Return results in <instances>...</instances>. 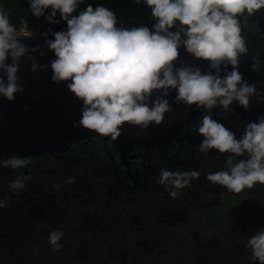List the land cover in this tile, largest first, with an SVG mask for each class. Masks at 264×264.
Wrapping results in <instances>:
<instances>
[{
	"label": "clouds",
	"instance_id": "1",
	"mask_svg": "<svg viewBox=\"0 0 264 264\" xmlns=\"http://www.w3.org/2000/svg\"><path fill=\"white\" fill-rule=\"evenodd\" d=\"M134 2L143 3L150 10L154 20L151 28L118 26L115 13L101 5L94 8L88 4L78 11L84 0H28L33 17L67 25L65 31L52 32L54 39H46V44L55 55L50 65L52 81H71L67 88L82 101L79 125L112 141L121 136L125 124L141 129L161 125L165 114L172 111L166 97L175 90L176 102L195 105L208 113L197 125L203 138L199 152L208 154L215 150L225 154L223 169L207 172L205 179L236 194L257 184L264 185V116L256 122L249 121L237 138L211 115L213 109L230 110L234 102L247 110L252 99L260 96L255 85L243 80L238 65L249 53L242 21L246 23L247 18L264 10V0ZM30 37L31 33L17 29L0 7V97L10 102L24 92L18 75L23 58L33 60L32 72L38 68L29 48L22 43L23 38ZM181 47L196 60L209 62V71L182 61L177 67ZM36 51L38 48L31 49ZM260 68L259 55L254 56L251 70ZM29 164L28 158L20 156L0 159V168L4 169H23ZM200 178L201 172L195 169L160 168L156 182L176 199ZM27 179L17 175L10 181L11 193L23 190ZM65 183H73L72 178ZM8 206L6 199H0V209ZM64 235L60 229L49 233L48 243L53 250L61 248ZM246 248L251 252L250 264H264V228L248 239Z\"/></svg>",
	"mask_w": 264,
	"mask_h": 264
},
{
	"label": "flooded vegetation",
	"instance_id": "2",
	"mask_svg": "<svg viewBox=\"0 0 264 264\" xmlns=\"http://www.w3.org/2000/svg\"><path fill=\"white\" fill-rule=\"evenodd\" d=\"M241 28L249 53L240 59L238 71L260 96L247 110L234 102L228 111L211 112L237 138L249 121L264 116V10L242 21ZM257 55L261 68L252 71ZM205 114L202 109L169 144L135 146L125 157L118 140L99 137L26 157L30 164L23 169L0 168V199L9 204L0 209V264H47L63 258L80 262L92 258L93 251L113 259L114 248L133 240L146 249L142 256L157 264H171L177 250H184L185 256L190 247L203 259L229 241L231 246H246L264 228V185L236 194L205 179L207 172L222 170L225 160V154L215 150H198L203 138L197 125ZM160 168H191L200 171L201 178L172 199L156 182ZM17 175L29 179L13 195L8 184ZM68 178L73 183L66 184ZM57 229L65 233L61 248L45 249L49 233Z\"/></svg>",
	"mask_w": 264,
	"mask_h": 264
},
{
	"label": "water",
	"instance_id": "3",
	"mask_svg": "<svg viewBox=\"0 0 264 264\" xmlns=\"http://www.w3.org/2000/svg\"><path fill=\"white\" fill-rule=\"evenodd\" d=\"M120 25L125 28L140 26L118 24ZM66 29V23L61 22L48 26L37 36L22 39L38 68L36 72H32L33 60L27 56L23 58L18 75L24 92L16 94L11 102L0 97V159L12 156H45L61 151L73 142L100 137L79 125L83 105L67 88L71 81L57 84L51 79L50 65L55 55L48 49L46 39H54L52 32ZM33 48H38V51L31 52ZM178 51V61L175 62L177 67L182 61L199 67L202 71H209V62L196 60L183 47ZM10 62L9 60L8 63ZM41 65H46V70H40ZM231 70L232 67L229 66L228 71ZM223 74L222 71L221 75ZM175 96V90H170L166 99L169 100L172 111L165 114L161 125L151 124L147 129L129 124L122 126L121 136L117 139L122 157L134 150L135 146L149 149L169 144L182 132L185 124L201 113L202 109L195 105L176 102Z\"/></svg>",
	"mask_w": 264,
	"mask_h": 264
},
{
	"label": "trees",
	"instance_id": "4",
	"mask_svg": "<svg viewBox=\"0 0 264 264\" xmlns=\"http://www.w3.org/2000/svg\"><path fill=\"white\" fill-rule=\"evenodd\" d=\"M88 4H91L94 8L97 5H101L113 11L118 18L119 24H139L151 28V25L154 23L150 10L147 9L143 3L136 4L134 0H84V3L79 6L78 11L84 10ZM0 7L8 13L10 22L16 26L17 29L23 28L25 24L30 28H38L41 26L43 29L53 25L44 17H33L29 9L28 0H0ZM57 18H59V16ZM226 243V245L221 244L219 250L207 254L203 259L197 257L195 252L191 250V247L188 252L185 251V256H183L184 250L180 253H178L177 250L175 256L178 257L174 259V261H171V264H250L249 258L251 252L246 246H238L237 244L231 246L234 244L231 241ZM142 248L144 247L140 246V243L138 245V243L133 240L131 245L114 248L113 252L116 257L113 259L107 258V253L105 252L99 253L93 251V257L88 258L86 261H69L67 258H63L61 261H54L47 264H157V261H151L149 257L144 258L142 256V254H146L145 249ZM105 251L109 252L110 249L107 248ZM215 257H218V259L214 260ZM256 264H258V262H256Z\"/></svg>",
	"mask_w": 264,
	"mask_h": 264
},
{
	"label": "rangeland",
	"instance_id": "5",
	"mask_svg": "<svg viewBox=\"0 0 264 264\" xmlns=\"http://www.w3.org/2000/svg\"><path fill=\"white\" fill-rule=\"evenodd\" d=\"M23 29H25L26 31H29L31 33V37L37 36L38 34H40L44 30L41 26L38 27V28H30V27H28L27 24H25V26L23 27ZM46 244H47V246H45V249H49L48 246H51V245H49V243H46ZM152 248L153 247H148L147 249L151 250ZM145 251H146V249H145ZM72 252H75V251H72ZM72 252H70V254Z\"/></svg>",
	"mask_w": 264,
	"mask_h": 264
}]
</instances>
